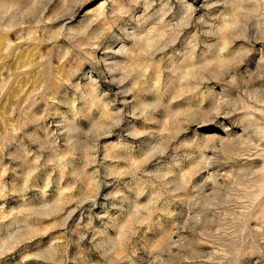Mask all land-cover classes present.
<instances>
[{"label": "rangeland", "instance_id": "rangeland-1", "mask_svg": "<svg viewBox=\"0 0 264 264\" xmlns=\"http://www.w3.org/2000/svg\"><path fill=\"white\" fill-rule=\"evenodd\" d=\"M0 264H264V0H0Z\"/></svg>", "mask_w": 264, "mask_h": 264}]
</instances>
